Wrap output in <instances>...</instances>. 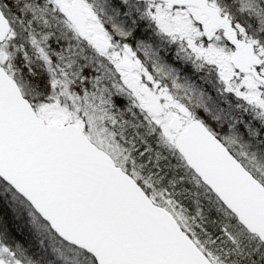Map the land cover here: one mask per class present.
Segmentation results:
<instances>
[{"label":"snow or ice","instance_id":"1","mask_svg":"<svg viewBox=\"0 0 264 264\" xmlns=\"http://www.w3.org/2000/svg\"><path fill=\"white\" fill-rule=\"evenodd\" d=\"M0 264H264V0H0Z\"/></svg>","mask_w":264,"mask_h":264}]
</instances>
